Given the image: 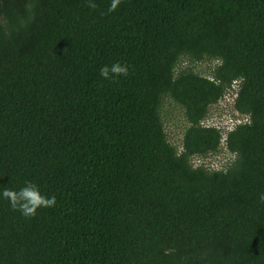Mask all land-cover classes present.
Listing matches in <instances>:
<instances>
[{"label": "trees", "instance_id": "1", "mask_svg": "<svg viewBox=\"0 0 264 264\" xmlns=\"http://www.w3.org/2000/svg\"><path fill=\"white\" fill-rule=\"evenodd\" d=\"M95 3L0 0V194L56 198L26 218L0 195V264H264V0ZM232 87L247 120L205 123ZM222 141L226 168L193 165Z\"/></svg>", "mask_w": 264, "mask_h": 264}, {"label": "rangeland", "instance_id": "2", "mask_svg": "<svg viewBox=\"0 0 264 264\" xmlns=\"http://www.w3.org/2000/svg\"><path fill=\"white\" fill-rule=\"evenodd\" d=\"M217 63L218 61L213 59L194 61L188 57H184L180 59L177 65V70L191 67L203 75L210 76ZM234 92L235 88L232 87L228 91V94L210 107L205 123L220 126L223 129L233 126L232 119L235 115L232 108V98ZM160 111L168 141L178 149H181L183 132L188 126L182 108L171 98L165 96ZM240 118L242 117L240 116ZM234 158L235 155L224 147V141H222L218 152L209 153L203 157L195 156L192 158V163L193 165L201 164L210 169H224L234 160Z\"/></svg>", "mask_w": 264, "mask_h": 264}, {"label": "clouds", "instance_id": "3", "mask_svg": "<svg viewBox=\"0 0 264 264\" xmlns=\"http://www.w3.org/2000/svg\"><path fill=\"white\" fill-rule=\"evenodd\" d=\"M87 6L93 10L98 8L95 0H86ZM121 0H111L108 12L115 11L119 6ZM105 13H101L104 15ZM128 74V65L121 64L119 62L112 63L111 65H105L100 69V75L106 79H113L115 77ZM2 197L7 199L13 210H18L26 218L36 215L37 209L53 207L56 203L55 196L48 197L41 193L39 187L31 182L26 181L25 186L18 189L5 188L2 192ZM261 202H264V194L260 195Z\"/></svg>", "mask_w": 264, "mask_h": 264}, {"label": "built area", "instance_id": "4", "mask_svg": "<svg viewBox=\"0 0 264 264\" xmlns=\"http://www.w3.org/2000/svg\"><path fill=\"white\" fill-rule=\"evenodd\" d=\"M234 96H235V92H234V94H233V98H234ZM233 98H232V100H233ZM240 116H241V115H239L238 113H236V116L233 117V119L231 118V119H232L233 126H234L235 124H237V123H241V122L247 120V118H246L245 116H243V117L241 116L242 118H240ZM233 126H232V127H229V128H226L225 130H230V129L233 128ZM223 136H225V134H223Z\"/></svg>", "mask_w": 264, "mask_h": 264}]
</instances>
